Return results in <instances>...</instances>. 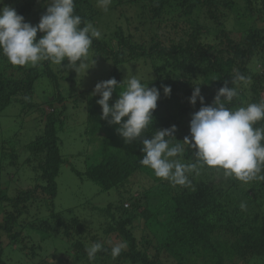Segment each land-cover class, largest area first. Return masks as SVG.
I'll list each match as a JSON object with an SVG mask.
<instances>
[{"label": "trees", "instance_id": "obj_1", "mask_svg": "<svg viewBox=\"0 0 264 264\" xmlns=\"http://www.w3.org/2000/svg\"><path fill=\"white\" fill-rule=\"evenodd\" d=\"M143 1L128 3L138 10L145 7ZM74 2L75 13L85 21H94L104 12L93 0ZM3 3H9L33 25L46 10V0ZM148 6L151 19L161 20L168 33L162 32L151 38L154 42L146 43L133 37L140 18L128 21L126 28L118 23L111 34L93 40L90 61L80 66L89 72L93 63L106 62L109 79L123 82L120 65L132 61L135 76L142 71L138 79L160 90L153 123L143 136L151 138L156 130L176 125L177 140L167 139L183 144L186 136L191 137V114L202 106L199 98L195 106L189 102L194 88L200 87L204 104L210 105L225 82L232 86L231 77L237 71L247 80L235 85L239 96L228 106L238 108L264 99V0H149ZM233 12L234 21L242 24L236 31L226 28ZM41 35L38 31L37 39ZM67 63L65 59L62 66L50 61L37 67L14 66L0 54V130L4 111L14 103L20 107L13 116L16 128L8 135L0 131V160H6L0 171L20 163L34 171L32 184L16 188L12 195L0 183V264H9L3 240L24 253L31 264H56L51 256L58 253L57 248H44L53 236L64 243L65 254L77 256L74 261L70 258L74 263L249 264L254 258H264V181L244 184L207 166L200 169V175H190L192 184L188 187L173 186L158 178L140 163V140L125 143L116 132L118 125L101 119L102 108L97 104L100 97L92 95L96 83L84 89L75 70L63 67ZM44 85L49 90L45 91ZM162 85L171 86L170 95L164 94ZM37 86L42 88V96ZM124 87L122 83L113 91L110 104ZM43 104L54 106L46 111ZM68 111L76 113L74 121L83 125L86 143L93 144L95 155L92 161L85 160L84 170L73 165L72 170L97 184L100 191L114 190L117 197L103 206H89L90 211L83 215L65 219L63 211L73 208L55 210L54 199L60 167L68 162L61 152L60 137L66 123L62 116ZM29 118L41 131L23 142ZM256 126H264V120ZM184 147L183 162H195V150L187 144ZM12 171L6 182L12 178ZM137 175L146 178L148 186L136 190ZM242 202L246 210H241ZM99 234L113 243L127 241V248L114 259L111 246L101 242ZM96 241L103 243L104 249L90 262L85 249Z\"/></svg>", "mask_w": 264, "mask_h": 264}, {"label": "clouds", "instance_id": "obj_2", "mask_svg": "<svg viewBox=\"0 0 264 264\" xmlns=\"http://www.w3.org/2000/svg\"><path fill=\"white\" fill-rule=\"evenodd\" d=\"M97 6L105 12L113 0H96ZM0 54L14 66L37 67L44 61L65 68H78L86 62L94 39L101 32L88 21L75 13L74 0H46V10L38 24L26 22L23 15L0 0ZM83 25V26H82ZM38 31L42 33L37 39ZM79 62V63H78ZM218 78H213L215 80ZM247 78L238 71L231 77V87L225 82L217 90L212 104H204L201 89L196 86L189 97L195 106L199 98L201 107L191 114L190 133L183 144L174 143L176 125L156 130L148 138L145 130L153 123V111L157 108L160 90L149 87L137 76H127L123 82L115 78L96 83L92 95H99L97 104L101 106V119L110 125H118L116 132L125 143L140 140L143 157L141 165L153 170L161 179L168 180L173 186H191V174L200 175L204 166L222 171L225 177H235L244 184L254 180L264 181V126L257 123L264 120V99L251 102L238 108L229 107L239 96L235 85L245 83ZM125 84L118 98L110 104L113 91ZM166 96L171 94L170 85H162ZM126 117V119H124ZM195 150L196 161L183 162L184 145ZM246 203L240 204L246 210ZM111 246L115 259L127 248V241L120 240ZM104 244L96 241L86 246L89 261H94Z\"/></svg>", "mask_w": 264, "mask_h": 264}, {"label": "rangeland", "instance_id": "obj_3", "mask_svg": "<svg viewBox=\"0 0 264 264\" xmlns=\"http://www.w3.org/2000/svg\"><path fill=\"white\" fill-rule=\"evenodd\" d=\"M93 1L96 2V0ZM148 1L149 0L143 1V4L145 5L143 9L135 10L133 9L134 7L131 6V3H128V0H125L122 3L121 1L117 2L116 0H113L112 4L109 7L110 10H108L107 12L98 7L96 3V8L98 10L102 9L101 11H99L104 12L100 13L94 21H89L101 32V35H103L104 33L108 32H110L109 34H111V32L114 30V25L116 26L118 23H121L124 28H126L128 21H131V23H133L132 20L140 18L138 20L137 28L135 29L133 37L137 40L144 39L146 43L154 42V40H152L151 38L156 37L162 32L168 33V27L164 23H161V20L154 21L151 19V16L147 11L148 9H146V6L149 8ZM8 4L9 3H7L6 5ZM234 15H236L234 12L230 14L226 23V28L231 29L232 31L239 30V28L241 29L242 27V24L240 22L234 21ZM239 18L240 20H244L242 13H239ZM38 19L39 18H35V20L39 21ZM213 29L216 30L217 28L215 29V27H213ZM89 61L90 53L87 57L86 62ZM131 63L132 61L120 65L119 69L122 71L123 81L127 76L130 77L132 75H135V72L133 70L135 65ZM141 73L142 71H139L138 76L136 74L137 78L140 77ZM75 77L77 80L80 79L81 86L84 89H89L95 83L109 79V65L106 62L104 63L101 61L93 63L91 65V68L89 69V72L84 69V67H79L77 72L75 71ZM38 84L39 83H37V85ZM37 87L38 94H41L42 96V93L39 91L42 88H40L39 86ZM44 90L47 91L49 90V88L44 85ZM54 105H56V103H54ZM44 106V109L46 111H51L53 109V106ZM19 108V104L14 103L13 107H9L4 111V115H1V132L3 131L6 135H8L12 132L13 128H16L15 118L13 119V116L18 113ZM2 117L4 119H2ZM62 117L64 118L66 123L60 133L62 141L61 152L66 155V158H68V162H65L61 165L59 175L57 176V195L54 199V209L64 210L69 207L73 208L71 211H63V217L65 219H69L70 217L75 216L77 213L83 215V213L90 211L88 208L89 206H103L108 202L114 201L117 196L114 190L100 191L97 184L85 177L78 176L75 171L72 170V165L79 170L85 169V160L92 161V159L95 158L93 151L94 146L91 143H86V137H84L83 132L84 128H82L83 125H80L74 121V118H76L75 112L68 111V115ZM29 120H31V122L28 124L27 131H23V135L21 137L23 142L30 140L34 136V134L41 131V128L35 127V120H33L32 118H29ZM36 121L40 122L38 119H36ZM25 123L26 120L25 122L23 121V124ZM79 151H82V153H79ZM20 158H23L22 154L20 155ZM0 165H6V160H0ZM11 171L12 178L9 179L8 182H6L7 177H10V175L8 174ZM0 172V183L4 185V187H6L10 195L14 193L16 188H26L27 186L32 184V179L34 176L32 167L30 165L21 163L17 164L12 169H8L7 167ZM147 184L148 182L146 181V178L142 176L137 175L134 179V188L136 190L142 189ZM85 219L87 222L89 220L91 221L90 217H86ZM136 226L139 227L138 224H136ZM140 228H142V224H140ZM99 236L101 242L107 243L110 240L108 238H104L103 234H99ZM2 243L9 264L32 263L31 259L26 257L24 253L17 252L16 250L18 249L15 246H8L5 240H3ZM50 247L57 248L58 253H55L53 254V256H51V261L56 264H85L83 260L80 261L81 263L72 262L74 261L75 257L77 258V256L71 257L70 255L65 254L64 243L55 236L48 239L44 244L45 249H49ZM70 258L72 259V261ZM263 259L264 258H254L249 264H264Z\"/></svg>", "mask_w": 264, "mask_h": 264}]
</instances>
